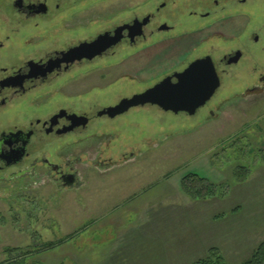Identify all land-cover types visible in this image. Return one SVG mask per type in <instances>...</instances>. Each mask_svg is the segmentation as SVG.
Wrapping results in <instances>:
<instances>
[{
	"label": "rangeland",
	"instance_id": "obj_1",
	"mask_svg": "<svg viewBox=\"0 0 264 264\" xmlns=\"http://www.w3.org/2000/svg\"><path fill=\"white\" fill-rule=\"evenodd\" d=\"M141 2L107 0L95 7L117 11ZM236 10L238 16L231 19L224 11L207 20L219 19L196 41L169 42L151 51V60L159 59L157 65L136 71L134 57L119 65L114 57L68 80L63 92L78 95L80 112L90 113L154 85L169 69L167 60L183 62L191 45L207 37V47L213 33L223 36L215 41L219 54L233 47L242 54L196 117L147 106L114 120H94L79 134L74 166L80 182L75 187H59L51 180L33 187L28 180L15 184L10 173H1L0 178L10 182L0 179V264L24 259L26 264H131L132 251L146 261L157 247V234L191 233L204 217L223 214L228 219L234 208L238 219L264 225V88L251 90L264 73V0H250ZM148 60L145 57L143 64ZM113 62L118 68L98 72ZM209 110L215 117L208 116ZM46 157L56 161L49 153ZM239 168L250 172L242 183L236 181ZM189 174L215 185L216 196L187 199L180 182ZM217 251L225 264H245L253 252H231L224 258ZM172 255L171 261L180 256Z\"/></svg>",
	"mask_w": 264,
	"mask_h": 264
},
{
	"label": "flooded vegetation",
	"instance_id": "obj_2",
	"mask_svg": "<svg viewBox=\"0 0 264 264\" xmlns=\"http://www.w3.org/2000/svg\"><path fill=\"white\" fill-rule=\"evenodd\" d=\"M106 1L0 0V174L10 173L9 180L13 183L28 180L33 187L51 180L59 187H75L80 181L74 166V161L78 160L74 152L79 134L88 125L101 118L114 120L136 108L158 107L146 104L113 118L104 113L107 108L145 92L165 78L176 83L178 74L205 58L211 60L219 79L218 91L222 77L231 73L242 59L241 53L236 61L231 59L239 52L237 47L219 54L215 41L223 36L213 33L209 35L211 41L208 40L207 47L204 48L207 37L191 45L183 62L167 60V63L171 61L169 69L144 91L122 97L117 103L94 112H80L78 95H67L63 90L69 85L68 80L77 77L83 69L103 60L109 62L114 57L118 65L134 57L136 71L152 63L157 65L159 59L152 61L155 54L151 51L164 49L169 42L196 41L207 27L218 22L219 19L207 22L218 12L225 11L231 19L238 16V7L244 9L250 4V0H142L131 9L96 10V4ZM100 36L118 38L115 44L93 58L78 60V53H72ZM145 57L150 60L147 64H143ZM116 64L103 66L98 72L109 73L112 67L118 68ZM63 77L69 78L61 81ZM257 78L259 84L251 90L264 88V73H259ZM211 99L192 116L176 115L196 117ZM215 114L213 110L208 111L209 117ZM79 117L86 119L84 125ZM47 153L56 161H50ZM21 173L23 177L19 178ZM16 174L19 176H14Z\"/></svg>",
	"mask_w": 264,
	"mask_h": 264
},
{
	"label": "crops",
	"instance_id": "obj_3",
	"mask_svg": "<svg viewBox=\"0 0 264 264\" xmlns=\"http://www.w3.org/2000/svg\"><path fill=\"white\" fill-rule=\"evenodd\" d=\"M230 213L228 219H225L226 216L223 214L204 217L199 222L197 230L191 233L177 235L174 232H163L157 234L154 237L157 238V247L151 253L150 259L141 261L140 253L132 251L131 264H150V262L152 264H174V262L193 264L202 259L205 253L212 248L219 250L224 258H226L225 254L231 252H237V254L254 252L257 246L264 242V225L256 226L244 217L238 219V208L230 210ZM155 244L156 241L153 240L151 243L153 249ZM174 253L180 256L175 261H171Z\"/></svg>",
	"mask_w": 264,
	"mask_h": 264
},
{
	"label": "water",
	"instance_id": "obj_4",
	"mask_svg": "<svg viewBox=\"0 0 264 264\" xmlns=\"http://www.w3.org/2000/svg\"><path fill=\"white\" fill-rule=\"evenodd\" d=\"M115 38L118 36L112 39L108 36H100L90 44L80 45L72 53H78V60L93 58L115 44L117 42ZM239 54L238 52L231 56V59L236 61L240 57ZM68 55H71V52ZM176 80L173 84L171 78H165L143 93L129 99H122L119 104L107 108L104 113L113 118L130 108L149 104L157 106L163 112H171L175 115L186 113L192 116L197 109L211 99L219 88V79L209 58L195 61L187 70L178 74ZM79 119L84 125L86 119L84 117H79Z\"/></svg>",
	"mask_w": 264,
	"mask_h": 264
},
{
	"label": "trees",
	"instance_id": "obj_5",
	"mask_svg": "<svg viewBox=\"0 0 264 264\" xmlns=\"http://www.w3.org/2000/svg\"><path fill=\"white\" fill-rule=\"evenodd\" d=\"M231 142L229 146L237 142V137ZM240 150L242 151V149ZM249 173L248 168H239L236 173L239 175L236 181L240 183L244 182L250 176ZM180 191L187 199L194 202L212 199L216 196L215 185L206 182L205 179L196 174H189L181 179ZM49 246L52 248L54 244H50ZM20 264H26L25 259L21 260ZM193 264H225V262L216 249H210L204 258ZM245 264H264V242L257 246Z\"/></svg>",
	"mask_w": 264,
	"mask_h": 264
}]
</instances>
